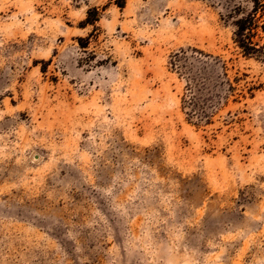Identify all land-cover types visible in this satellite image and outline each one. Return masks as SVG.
<instances>
[{
  "label": "rangeland",
  "instance_id": "374dc122",
  "mask_svg": "<svg viewBox=\"0 0 264 264\" xmlns=\"http://www.w3.org/2000/svg\"><path fill=\"white\" fill-rule=\"evenodd\" d=\"M252 8L0 0V264H264Z\"/></svg>",
  "mask_w": 264,
  "mask_h": 264
},
{
  "label": "trees",
  "instance_id": "16d2710c",
  "mask_svg": "<svg viewBox=\"0 0 264 264\" xmlns=\"http://www.w3.org/2000/svg\"><path fill=\"white\" fill-rule=\"evenodd\" d=\"M249 1L253 5L252 10L249 13L240 16L239 18L236 17L233 22L235 29L233 32V42L244 57L260 58L262 61H264L263 47L253 43L252 40L254 29L257 27L256 21L258 17H264V0ZM258 10L259 14L257 15ZM87 15L89 16L90 12H88ZM91 21L92 22H90V24L95 22L96 19L94 18Z\"/></svg>",
  "mask_w": 264,
  "mask_h": 264
}]
</instances>
